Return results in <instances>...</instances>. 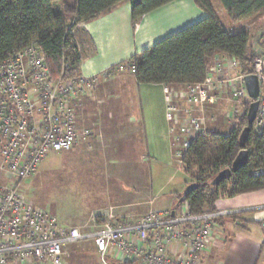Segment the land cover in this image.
<instances>
[{
  "label": "built area",
  "instance_id": "obj_1",
  "mask_svg": "<svg viewBox=\"0 0 264 264\" xmlns=\"http://www.w3.org/2000/svg\"><path fill=\"white\" fill-rule=\"evenodd\" d=\"M75 28L71 23L68 30L73 34ZM239 70L238 58L219 55L201 83L180 85V91L169 87L166 111L174 149L183 147L181 136L188 138L185 149L204 133L203 119L196 115L204 105L217 104L224 94L236 102H251L244 84L247 75H254L259 85L251 134H264V54L256 55L250 74ZM135 73L130 58L91 77L61 73L53 78L36 41L18 47L0 63V264H66L68 249L84 242L93 244L102 264H203V254L217 238L218 221L243 212L192 214L184 202L173 216L172 209H155L134 220L109 210L92 217L91 225L66 227L25 196L22 184L33 178L44 157L90 147L94 132L80 125L79 118L95 85ZM176 153L181 160L182 152ZM261 230L264 236V219Z\"/></svg>",
  "mask_w": 264,
  "mask_h": 264
},
{
  "label": "trees",
  "instance_id": "obj_2",
  "mask_svg": "<svg viewBox=\"0 0 264 264\" xmlns=\"http://www.w3.org/2000/svg\"><path fill=\"white\" fill-rule=\"evenodd\" d=\"M122 1L125 0H0V63L18 47L36 41L53 78L61 73L67 77L78 75L80 56L77 40L68 30V22L77 26L91 21ZM128 1L134 29L144 15L174 0ZM193 1L205 13L203 19L131 58L136 68L134 77L140 85L201 83L212 61L219 55L238 58L242 74L252 72L256 57L253 40L261 29L256 21L264 16V0H216L230 24L255 20L254 29L250 26L238 33L226 31L213 0ZM258 46L264 50V31ZM246 112L247 107L229 134L205 132L192 139L183 150L180 160L182 171L190 179L184 185H198L185 201L190 213L213 212L219 199L264 189V173L255 174L264 170V134L252 136V125L247 123ZM247 126L251 132L245 145L249 151L247 164L231 178L217 186L211 185V180L221 170L231 167L240 151L239 135ZM180 197L181 193H175L173 207Z\"/></svg>",
  "mask_w": 264,
  "mask_h": 264
},
{
  "label": "crops",
  "instance_id": "obj_3",
  "mask_svg": "<svg viewBox=\"0 0 264 264\" xmlns=\"http://www.w3.org/2000/svg\"><path fill=\"white\" fill-rule=\"evenodd\" d=\"M204 17L205 13L193 0H174L144 15L139 20L138 26L133 29L130 2L122 1L97 18L81 22L76 26L73 35L77 40L80 56L78 75L91 77L119 62L137 56L145 49L151 48L156 42L176 34L179 30ZM257 20V27L261 28L257 34L261 35L264 31V16ZM254 40L253 46H255ZM260 50L262 49L260 48ZM261 53H264V50ZM170 86L179 91L183 88V86L164 84L140 85L135 77L129 74L115 75L111 79L95 85L91 93L84 98L85 102L81 110L83 118L89 121L92 119L91 126L93 127L91 128L94 130V136L90 143L93 144L94 141L95 144H103L104 136L113 134L109 131L105 135L101 122L105 121L106 114L110 116L113 113H119L117 100L125 101L127 99L129 100L128 111L122 113L123 116L120 115L124 127L121 132L124 135L130 133L131 137L139 134L146 151L156 150L165 155L169 146H172L171 120L166 111V98ZM206 106L213 105H204L202 109H206ZM229 113L231 112H227L226 116ZM237 114L242 116L244 109L239 108ZM196 115L201 117V110L198 109ZM125 119H127L126 123L123 121ZM202 119L205 121L203 115ZM215 121L211 120L210 122ZM205 127L206 124L204 129ZM182 138L188 141L186 136H181L180 140ZM183 150V147H179L180 152ZM181 189L175 193H181L184 188ZM175 193L170 197L168 206L170 210L174 208ZM150 197L155 198V196ZM214 207L215 211L242 210L243 212L234 217H223L218 221L217 238L203 254V264L264 263V236L261 230L264 210H258V208L264 207V189L233 198L219 199ZM109 210L93 213L89 217L91 219L101 214H107ZM100 220L98 222H101ZM80 244L69 248L72 255L64 258L66 264H102L98 255H94V253L97 254L96 251L92 255H88L82 249L83 245ZM90 244L93 246L92 243ZM112 261L109 263L117 262Z\"/></svg>",
  "mask_w": 264,
  "mask_h": 264
},
{
  "label": "rangeland",
  "instance_id": "obj_4",
  "mask_svg": "<svg viewBox=\"0 0 264 264\" xmlns=\"http://www.w3.org/2000/svg\"><path fill=\"white\" fill-rule=\"evenodd\" d=\"M213 5L228 33H238L250 26L254 29L255 20L230 24L216 0ZM68 23L70 26L71 21ZM255 34L254 48L258 55L263 49L258 47L260 35ZM117 101L119 113L106 114L105 121L101 122L105 135L109 131L113 133L104 136L103 144L93 141L89 148L81 146L69 152L51 153L44 157L33 178L22 184V191L32 204L55 216L66 227L91 225V214L110 208L115 215L134 220L151 210L168 209L170 197L190 180L182 171L180 156H176L179 149L169 146L165 155L151 149L148 152L139 134L131 137L129 130L128 135L121 132L124 127L120 117L128 111L129 100ZM247 102H235L224 94L217 104L201 109V118L203 115L206 124L204 131L229 134L239 117V108L245 113ZM227 112L232 114L229 121ZM211 117L216 121L210 122ZM123 121L126 123L127 119ZM79 123L93 127L92 119L89 121L82 116ZM181 142L184 148L188 141L182 138ZM89 244L80 245L86 254L92 255L95 250ZM68 255H72L69 249Z\"/></svg>",
  "mask_w": 264,
  "mask_h": 264
},
{
  "label": "water",
  "instance_id": "obj_5",
  "mask_svg": "<svg viewBox=\"0 0 264 264\" xmlns=\"http://www.w3.org/2000/svg\"><path fill=\"white\" fill-rule=\"evenodd\" d=\"M244 84L247 91L248 98L251 100L247 107L246 112V119L248 125H252L257 107L258 102L256 101L259 95V85L258 80L254 75H247L244 77ZM250 132V127L247 126L242 130V133L239 135L238 139V146L240 151L236 155L235 159L233 160L231 167L228 169L221 170L212 180L211 185L217 186L223 180L231 178L236 172H238L242 167H244L248 162L249 151L245 148L246 142L248 140ZM197 183H190L186 185L181 192V197L178 199L175 207L172 209L171 215H174V210L179 207L182 203H184L190 193L197 188Z\"/></svg>",
  "mask_w": 264,
  "mask_h": 264
}]
</instances>
